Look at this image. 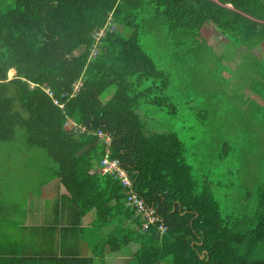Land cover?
<instances>
[{"label": "trees", "instance_id": "trees-1", "mask_svg": "<svg viewBox=\"0 0 264 264\" xmlns=\"http://www.w3.org/2000/svg\"><path fill=\"white\" fill-rule=\"evenodd\" d=\"M102 27L99 51L90 56ZM146 31L161 34L179 55L194 44L219 50L229 86L247 93L237 99L264 104V0H0V144L24 139L25 150L48 155L56 164L52 190L67 198L80 225L104 230L103 257L112 254L118 264L130 255L137 264H264V182L250 220L224 213L212 182L196 179L178 133L148 129L143 103L171 114L178 106L164 94L170 72L140 43ZM241 46L248 54L229 56ZM110 86L115 91L103 100ZM98 130L112 134L110 156L156 209L147 230L120 180L100 171L105 142ZM0 149L6 161L23 150Z\"/></svg>", "mask_w": 264, "mask_h": 264}, {"label": "rangeland", "instance_id": "rangeland-1", "mask_svg": "<svg viewBox=\"0 0 264 264\" xmlns=\"http://www.w3.org/2000/svg\"><path fill=\"white\" fill-rule=\"evenodd\" d=\"M140 43L160 68L170 72V82L164 94L171 96L178 106V112L171 114L156 105L143 103L139 111L148 129L178 133L184 141L185 156L196 179L207 177L212 182L222 211L250 220L254 215L259 185L264 182L263 100L237 99L247 93L237 85L229 86L227 74L230 66L225 59L217 60L222 56L217 53L219 50L211 52V47L194 44L188 50L182 46L185 50L179 55L167 47L165 37L151 31L140 35ZM228 52L232 58L233 54H248L246 46L231 47ZM255 53L262 54L258 49ZM246 64L245 59L241 66L239 64L240 70ZM240 70L235 66V74ZM14 74L15 69L8 71L9 78ZM114 91L115 87H108L102 99L108 100ZM71 125L67 124L68 128ZM24 143V139H18L0 146L25 149L27 144ZM17 153L21 154L8 161L1 158L2 164L25 165L19 172L21 178L12 179L10 175L1 174L5 182H13L10 193L14 189L13 193L19 194V200L25 195L33 196L36 210L48 205L51 195L58 198L59 193L50 185L56 164L49 160L48 155L39 150ZM33 164L36 170L31 169ZM91 234L95 237L97 232ZM127 260L129 264H137L132 255Z\"/></svg>", "mask_w": 264, "mask_h": 264}, {"label": "crops", "instance_id": "crops-1", "mask_svg": "<svg viewBox=\"0 0 264 264\" xmlns=\"http://www.w3.org/2000/svg\"><path fill=\"white\" fill-rule=\"evenodd\" d=\"M2 154L0 149V158ZM24 167L0 164V264H118L112 254L103 257L104 230L80 225L65 197L51 195L49 204L36 210L33 196L19 200L14 189L10 193L13 182H5L1 174L21 178ZM92 232H97L95 237ZM124 263L129 264L127 257Z\"/></svg>", "mask_w": 264, "mask_h": 264}, {"label": "built area", "instance_id": "built-area-1", "mask_svg": "<svg viewBox=\"0 0 264 264\" xmlns=\"http://www.w3.org/2000/svg\"><path fill=\"white\" fill-rule=\"evenodd\" d=\"M102 32H98L97 38L101 35ZM78 87H76L77 89ZM46 92L53 98L54 92L47 88ZM54 102L58 103V99L54 98ZM62 106V104H60ZM73 124L72 120H70ZM82 130H86L85 126L81 127ZM104 142H105V153L101 160L99 161L100 171L102 174H111L114 178H118L124 188L125 202L128 206L134 209L136 216H140L141 220L144 221L142 224L143 230H147L150 227V224L156 222L158 215H156V209L153 206H149L145 199L140 196L138 192L135 191L133 186L132 177L128 172L122 167L120 160L115 157L110 156V144L112 141V134L108 131L98 130L96 132ZM160 217V216H159ZM160 231H165L167 229L166 223L160 219L158 224Z\"/></svg>", "mask_w": 264, "mask_h": 264}, {"label": "clouds", "instance_id": "clouds-1", "mask_svg": "<svg viewBox=\"0 0 264 264\" xmlns=\"http://www.w3.org/2000/svg\"><path fill=\"white\" fill-rule=\"evenodd\" d=\"M98 32H102L101 33V35L96 39V41H95V43L93 44V46H92V49H91V53H90V56H92V55H95V54H97V52L99 51V49H98V42L100 41V38L104 35V33H105V29L102 27V28H99V29H97L96 31H95V36L97 37V33ZM82 85V80H79L77 83H75L74 84V90H73V94L79 89V87ZM76 87H78L77 89H76ZM47 88H50V87H46L45 88V91H46V89ZM51 89V88H50Z\"/></svg>", "mask_w": 264, "mask_h": 264}, {"label": "bare ground", "instance_id": "bare-ground-1", "mask_svg": "<svg viewBox=\"0 0 264 264\" xmlns=\"http://www.w3.org/2000/svg\"><path fill=\"white\" fill-rule=\"evenodd\" d=\"M13 69H10V71H12Z\"/></svg>", "mask_w": 264, "mask_h": 264}]
</instances>
